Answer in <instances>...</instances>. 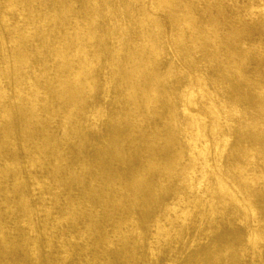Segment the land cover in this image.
Listing matches in <instances>:
<instances>
[{
  "label": "bare ground",
  "instance_id": "bare-ground-1",
  "mask_svg": "<svg viewBox=\"0 0 264 264\" xmlns=\"http://www.w3.org/2000/svg\"><path fill=\"white\" fill-rule=\"evenodd\" d=\"M48 245L264 264L257 0H0V264Z\"/></svg>",
  "mask_w": 264,
  "mask_h": 264
},
{
  "label": "rangeland",
  "instance_id": "rangeland-1",
  "mask_svg": "<svg viewBox=\"0 0 264 264\" xmlns=\"http://www.w3.org/2000/svg\"><path fill=\"white\" fill-rule=\"evenodd\" d=\"M257 2L264 9V0H257ZM92 22L98 24V22H99L98 15H96V17H94L92 19ZM255 41L258 42V39H255ZM46 246H47V244H46ZM47 249H49L48 251H49L50 255L52 256L53 264H59L62 261H66L68 251L65 247L59 246V247H50L49 248V245H48ZM88 256H89V253H82V254L78 255L77 259L81 258V260L79 261L78 264H91V263H89ZM103 257H105V255L101 254L99 259H98L99 262H102ZM33 260L38 261L39 257H38V255H36L35 252L32 251L30 253V255H27L26 257L22 258V264H35L33 262ZM65 264H67V263H65Z\"/></svg>",
  "mask_w": 264,
  "mask_h": 264
}]
</instances>
